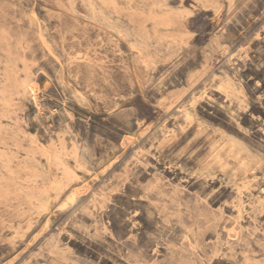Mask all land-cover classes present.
<instances>
[{
    "label": "rangeland",
    "instance_id": "374dc122",
    "mask_svg": "<svg viewBox=\"0 0 264 264\" xmlns=\"http://www.w3.org/2000/svg\"><path fill=\"white\" fill-rule=\"evenodd\" d=\"M0 264H264V0H0Z\"/></svg>",
    "mask_w": 264,
    "mask_h": 264
},
{
    "label": "bare ground",
    "instance_id": "6f19581e",
    "mask_svg": "<svg viewBox=\"0 0 264 264\" xmlns=\"http://www.w3.org/2000/svg\"><path fill=\"white\" fill-rule=\"evenodd\" d=\"M74 177V176H73Z\"/></svg>",
    "mask_w": 264,
    "mask_h": 264
}]
</instances>
